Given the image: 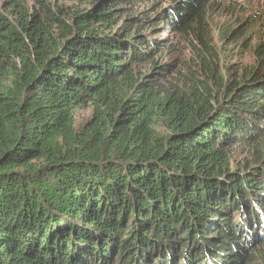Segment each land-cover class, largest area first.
I'll return each mask as SVG.
<instances>
[{"label": "trees", "instance_id": "obj_1", "mask_svg": "<svg viewBox=\"0 0 264 264\" xmlns=\"http://www.w3.org/2000/svg\"><path fill=\"white\" fill-rule=\"evenodd\" d=\"M75 1L0 6V264H252L264 244V44L217 91L200 77L168 89L160 33L199 54L213 0Z\"/></svg>", "mask_w": 264, "mask_h": 264}, {"label": "rangeland", "instance_id": "obj_2", "mask_svg": "<svg viewBox=\"0 0 264 264\" xmlns=\"http://www.w3.org/2000/svg\"><path fill=\"white\" fill-rule=\"evenodd\" d=\"M3 1L0 0V6ZM27 1L34 4L35 0ZM47 1L66 6L74 3L82 6L75 0ZM212 3L214 10L211 13L213 25L210 27L211 42L207 48L196 44L199 54L189 42L181 38L179 32L171 29L168 32L160 33V40H167L169 45L163 47L165 49L157 55L154 63L172 65V73L162 78L164 79L162 84L166 88H173V83L188 87L191 82L190 78L200 77L204 81L207 80L209 87L217 91L220 83L224 84L227 78L232 80L245 68H251L258 64L255 48L264 44V0H213ZM224 3H227L229 7L225 8ZM217 4H223V7L219 9ZM223 24H228L225 28L230 29L243 27L242 37L238 39L223 38V34L219 33V28L223 27L220 25ZM200 57H205L208 62L205 71L198 63ZM154 63L145 61L135 68L139 74L149 73ZM212 72H216L217 77L211 80L209 76ZM183 74L189 78L184 77ZM92 113L93 108L90 105L80 108L77 112V126L85 124L92 117ZM160 130L162 131L163 128ZM248 156L247 152H244L237 157L240 161H245ZM255 246L259 247L252 264H264V244L255 242L252 248Z\"/></svg>", "mask_w": 264, "mask_h": 264}]
</instances>
